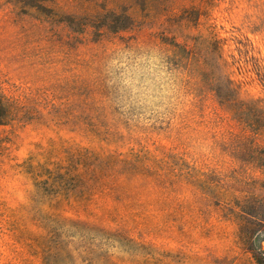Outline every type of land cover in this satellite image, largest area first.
Returning <instances> with one entry per match:
<instances>
[{
    "label": "rangeland",
    "instance_id": "374dc122",
    "mask_svg": "<svg viewBox=\"0 0 264 264\" xmlns=\"http://www.w3.org/2000/svg\"><path fill=\"white\" fill-rule=\"evenodd\" d=\"M254 254L264 0H0V264Z\"/></svg>",
    "mask_w": 264,
    "mask_h": 264
},
{
    "label": "trees",
    "instance_id": "16d2710c",
    "mask_svg": "<svg viewBox=\"0 0 264 264\" xmlns=\"http://www.w3.org/2000/svg\"><path fill=\"white\" fill-rule=\"evenodd\" d=\"M36 7H37V6H36ZM36 7H35V8H36ZM38 8H39V10H43V7H38ZM38 8H37V9H38ZM126 18H127V17H126ZM241 216H242V215H241ZM242 234H243L244 237L246 236L245 231H243ZM253 256H254V259H255V261H256L257 264H264V258H263V255H260V254H259V255H256V254H254Z\"/></svg>",
    "mask_w": 264,
    "mask_h": 264
}]
</instances>
